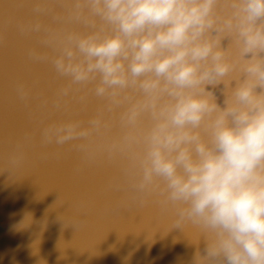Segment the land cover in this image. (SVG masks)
Listing matches in <instances>:
<instances>
[{
  "label": "clouds",
  "instance_id": "9594fccd",
  "mask_svg": "<svg viewBox=\"0 0 264 264\" xmlns=\"http://www.w3.org/2000/svg\"><path fill=\"white\" fill-rule=\"evenodd\" d=\"M49 11L29 55L69 82L64 95L91 85L103 106L86 124L50 126L46 142L106 137L140 191L160 189L203 233L191 264H264V0H64ZM236 71L218 103L210 89Z\"/></svg>",
  "mask_w": 264,
  "mask_h": 264
},
{
  "label": "water",
  "instance_id": "95a60500",
  "mask_svg": "<svg viewBox=\"0 0 264 264\" xmlns=\"http://www.w3.org/2000/svg\"><path fill=\"white\" fill-rule=\"evenodd\" d=\"M63 2L0 0V264H191L203 233L163 204L160 189L140 191L106 137L45 140L50 126L86 124L103 106L91 85L64 95L69 82L29 55L43 48L31 27L53 22L49 10ZM238 78L210 89L218 103Z\"/></svg>",
  "mask_w": 264,
  "mask_h": 264
}]
</instances>
